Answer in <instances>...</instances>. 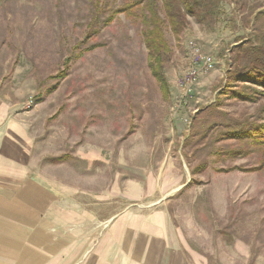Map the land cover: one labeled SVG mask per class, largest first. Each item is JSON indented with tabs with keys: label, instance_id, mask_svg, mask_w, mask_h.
<instances>
[{
	"label": "rangeland",
	"instance_id": "374dc122",
	"mask_svg": "<svg viewBox=\"0 0 264 264\" xmlns=\"http://www.w3.org/2000/svg\"><path fill=\"white\" fill-rule=\"evenodd\" d=\"M221 8L212 28L190 17L179 38L166 30L173 51L164 68L165 99L149 66L142 25L124 13L86 38L91 0H0V99L25 125L29 167L56 184L57 200L110 215L131 205L112 194L131 184V173L140 170L134 167H143L170 190L163 201L157 191L139 205L152 210L165 204L185 246L204 264H251L254 254V264H264V169L219 170L250 167L258 157L219 162L207 149L192 155L199 141L192 133L205 132L206 115L197 114L218 96V120L224 111L256 118L263 102L218 93L232 69L231 49L239 36L253 38L264 0H226ZM204 55L214 59L209 71L201 68Z\"/></svg>",
	"mask_w": 264,
	"mask_h": 264
},
{
	"label": "crops",
	"instance_id": "0c3cea01",
	"mask_svg": "<svg viewBox=\"0 0 264 264\" xmlns=\"http://www.w3.org/2000/svg\"><path fill=\"white\" fill-rule=\"evenodd\" d=\"M29 142L25 125L0 99V264L206 262L185 246L165 204L152 210L139 205L157 191L158 201L168 194V182L157 180L156 173L134 167L140 170L130 172L131 184L116 186L112 194L131 205L96 216L80 203L57 200L56 184L34 175Z\"/></svg>",
	"mask_w": 264,
	"mask_h": 264
},
{
	"label": "trees",
	"instance_id": "16d2710c",
	"mask_svg": "<svg viewBox=\"0 0 264 264\" xmlns=\"http://www.w3.org/2000/svg\"><path fill=\"white\" fill-rule=\"evenodd\" d=\"M224 1L226 0H122L117 3L115 0H91L86 38L99 34L101 29L110 25L119 14L124 13L141 24L143 42L148 50L149 66L158 81L163 97L167 99L170 95V86L164 68L173 50L166 37V30L179 38L188 28L190 17L201 26L212 28L220 17ZM255 21L253 38L244 40L239 36L238 43L232 47V69L227 72V79L225 77V88L218 94L256 104L263 99L257 109L258 117L255 118L254 115L232 117L224 111L221 112L222 120L216 119L214 116L219 112L218 108L223 101L218 96L216 103L205 107L197 114L206 115L201 121L205 132L201 136L198 130L192 133V136H196L199 141L201 137L207 139V142H203V146L198 145L199 141L196 142L192 153L196 157L199 155L197 152L202 149H207V154L210 156L217 157L213 161L221 159L219 162L237 157L243 158L249 154L258 157L253 166L221 167L220 171L264 169V11L256 15ZM97 46V44L91 45L86 50ZM224 140L234 142L230 146H217ZM190 141L188 138L187 142ZM204 167L205 162L193 166V171L202 170ZM255 258L256 254L252 256L251 264H254Z\"/></svg>",
	"mask_w": 264,
	"mask_h": 264
},
{
	"label": "built area",
	"instance_id": "2783aa9c",
	"mask_svg": "<svg viewBox=\"0 0 264 264\" xmlns=\"http://www.w3.org/2000/svg\"><path fill=\"white\" fill-rule=\"evenodd\" d=\"M201 59L203 60V66L201 68L205 69V71H209L210 69H213L214 59L211 55H204ZM190 92H191V88L187 87L186 94H189Z\"/></svg>",
	"mask_w": 264,
	"mask_h": 264
}]
</instances>
